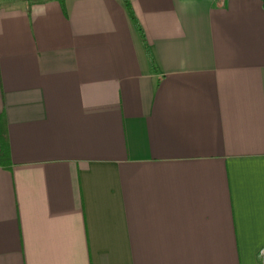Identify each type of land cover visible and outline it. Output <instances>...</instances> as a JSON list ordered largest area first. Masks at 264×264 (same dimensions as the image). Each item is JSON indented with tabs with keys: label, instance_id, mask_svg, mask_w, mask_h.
I'll return each instance as SVG.
<instances>
[{
	"label": "crops",
	"instance_id": "1",
	"mask_svg": "<svg viewBox=\"0 0 264 264\" xmlns=\"http://www.w3.org/2000/svg\"><path fill=\"white\" fill-rule=\"evenodd\" d=\"M0 1V264H264V0Z\"/></svg>",
	"mask_w": 264,
	"mask_h": 264
},
{
	"label": "trees",
	"instance_id": "2",
	"mask_svg": "<svg viewBox=\"0 0 264 264\" xmlns=\"http://www.w3.org/2000/svg\"><path fill=\"white\" fill-rule=\"evenodd\" d=\"M1 1V0H0ZM61 2V4L63 3V0H59ZM124 5L126 7V10L131 18V20L133 21V23L135 24L137 30L139 31V33L141 34L142 40L143 39V35H142V30L139 27L136 18L134 16L132 7L130 5L129 0H123ZM144 46L146 49V53L149 56V63H150V68L152 71H157L156 65L150 55L148 46L146 45L145 41H144ZM0 166L9 169L11 167V161L9 159V146H8V139H7V133H6V125H5V121L4 118L2 116H0Z\"/></svg>",
	"mask_w": 264,
	"mask_h": 264
},
{
	"label": "rangeland",
	"instance_id": "3",
	"mask_svg": "<svg viewBox=\"0 0 264 264\" xmlns=\"http://www.w3.org/2000/svg\"><path fill=\"white\" fill-rule=\"evenodd\" d=\"M8 1V3H12V2H18V1H27V2H31V1H39V0H5L4 2ZM12 1V2H11ZM7 3V2H6Z\"/></svg>",
	"mask_w": 264,
	"mask_h": 264
},
{
	"label": "built area",
	"instance_id": "4",
	"mask_svg": "<svg viewBox=\"0 0 264 264\" xmlns=\"http://www.w3.org/2000/svg\"><path fill=\"white\" fill-rule=\"evenodd\" d=\"M260 257L264 260V250L261 251Z\"/></svg>",
	"mask_w": 264,
	"mask_h": 264
}]
</instances>
